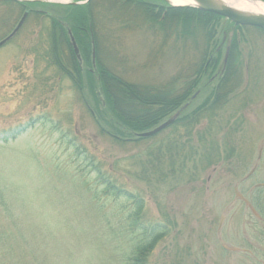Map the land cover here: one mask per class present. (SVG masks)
<instances>
[{
  "label": "rangeland",
  "instance_id": "374dc122",
  "mask_svg": "<svg viewBox=\"0 0 264 264\" xmlns=\"http://www.w3.org/2000/svg\"><path fill=\"white\" fill-rule=\"evenodd\" d=\"M140 1L152 10L131 0H0V41L25 14L0 46V264H264V31L221 19L207 46L199 31L162 24L159 0ZM67 4L92 21L90 69L97 58L136 86L172 94L200 61H216L158 124L205 101L213 108L192 128L174 120L136 136L158 124L132 132L84 72L80 89L47 56L49 18L68 28ZM229 40L225 97L215 101ZM125 103L131 114L148 111ZM81 155L132 198L105 195Z\"/></svg>",
  "mask_w": 264,
  "mask_h": 264
},
{
  "label": "trees",
  "instance_id": "16d2710c",
  "mask_svg": "<svg viewBox=\"0 0 264 264\" xmlns=\"http://www.w3.org/2000/svg\"><path fill=\"white\" fill-rule=\"evenodd\" d=\"M141 3L143 9L150 12L152 9L149 5L153 6L152 3L147 1L140 0H131ZM162 6L158 7L157 13L160 14L159 20L162 24L175 23L180 27V34L184 36L187 33L199 31L201 36L205 39V44L208 46L209 40H215L216 28L219 21L223 19L222 17L215 15L210 12L202 11L190 6H170L164 3L162 0H159ZM17 4H27L16 2ZM66 13V22L68 23V28L64 27L62 22L57 18L50 17V26L48 29V39L50 48L48 55L51 58V61H54L55 64L62 68L66 73L69 79L75 84L77 88L82 89V74L84 72L85 76L88 77L87 81L91 87L96 89L98 95H103L104 99L107 101L111 110L113 111L115 117L121 118L124 122H128V128L132 129V132L144 131L151 128L164 119L166 116L172 114L176 109H178L187 99L191 90L196 86L198 82V77L204 72V68L208 65L216 64V61H200V66L194 74L196 78L187 85L182 87L180 92L166 93L153 92L155 89L150 87H139L134 85L131 82L126 81L122 77L114 74L109 71L103 64H99L97 58L93 67L91 62V38L88 34L89 31L86 30L87 25H91L92 21L90 16L86 11V7L76 5V4H67L63 5ZM77 13V14H75ZM73 14L76 19H73ZM154 19L156 18L155 15ZM72 18V19H69ZM226 20V19H225ZM242 26H235L233 29L241 28ZM93 28V27H92ZM258 29V28H257ZM68 30L70 31L76 46L78 47L79 59H77L72 45L70 43ZM261 30V29H259ZM263 31V30H261ZM233 39V37H231ZM92 41H95V37L92 38ZM96 43H94L95 45ZM59 46H61L59 48ZM95 55L96 54V47ZM234 48V42L229 40L228 42V61L226 62L223 70L218 71V80L217 85L214 88L216 92L214 95V100L218 101L225 97L224 85L227 83V71L229 68V60L231 53ZM62 61H65L66 64H63ZM82 65H85L83 70ZM203 70V72H202ZM223 91V92H222ZM105 101V102H106ZM125 101H130L138 105V107H145L147 112L140 113H129L125 106ZM213 106H208L207 101L203 102L199 108L192 111L190 114L184 116H179L182 114L183 110H180L179 115L176 117L173 125L178 123L184 124V126L189 129L192 128L198 122V118L201 116L200 113L210 112ZM184 119V120H182ZM182 120V121H180ZM172 143V142H171ZM75 151L79 153L78 149L75 147ZM82 158H86L83 162L88 164V167L91 168V172H95L100 182L103 185L105 195H119L123 194L127 198H132L130 193L127 191L118 189V187L111 182L107 177L99 173V169L96 168L93 163L86 155H81ZM201 157V155H200ZM143 173H141V176ZM144 176V175H143ZM137 204L138 202L135 201ZM139 212L133 211L132 214H129L131 221L135 223V219L138 218ZM19 229L16 226V233ZM21 233V232H20ZM22 234V233H21ZM150 237H146L147 241ZM151 240V239H150ZM150 242V241H149Z\"/></svg>",
  "mask_w": 264,
  "mask_h": 264
},
{
  "label": "water",
  "instance_id": "95a60500",
  "mask_svg": "<svg viewBox=\"0 0 264 264\" xmlns=\"http://www.w3.org/2000/svg\"><path fill=\"white\" fill-rule=\"evenodd\" d=\"M5 1H13V2H29V1H44V0H5ZM88 1V0H86ZM249 1H256V0H249ZM60 3V2H59ZM183 6V5H180ZM191 7V6H190ZM202 11L210 12L215 15H218L222 17L223 19H226L230 21L234 26H248V27H255L262 29L264 31V15H244L241 14L240 12L230 9L228 7H222L218 6L214 0H199V7L196 8ZM25 18V14L21 17L15 28L5 37L0 41V46H2L5 42H7L20 28L23 20ZM69 34V39L70 43L72 45V49L74 51V54L76 55L77 59H79V54H78V48L76 47L75 41L70 33ZM228 56V46L225 51V55L223 58V66L226 63V59ZM92 58H94V52L92 48ZM93 61V60H92ZM179 112L176 111L171 117L166 119L165 121L161 122L158 124L156 127L152 128L151 130L138 133L136 136L138 137H148L151 136L165 127H167L170 123H172L176 117L178 116Z\"/></svg>",
  "mask_w": 264,
  "mask_h": 264
},
{
  "label": "clouds",
  "instance_id": "9594fccd",
  "mask_svg": "<svg viewBox=\"0 0 264 264\" xmlns=\"http://www.w3.org/2000/svg\"><path fill=\"white\" fill-rule=\"evenodd\" d=\"M218 6L228 7L230 9L236 10L244 15H264V10L257 11L255 9L249 10L247 8L238 7L235 0H214ZM257 3L261 5L264 9V0H257ZM185 6H191L193 8L199 7V0H184Z\"/></svg>",
  "mask_w": 264,
  "mask_h": 264
},
{
  "label": "bare ground",
  "instance_id": "6f19581e",
  "mask_svg": "<svg viewBox=\"0 0 264 264\" xmlns=\"http://www.w3.org/2000/svg\"><path fill=\"white\" fill-rule=\"evenodd\" d=\"M44 1H50V2H65V0H44ZM171 5H185L184 0H166ZM87 2V1H86ZM235 3L238 7L247 8L249 10L255 9L257 11H262L261 5L257 3L256 1H249V0H235Z\"/></svg>",
  "mask_w": 264,
  "mask_h": 264
}]
</instances>
